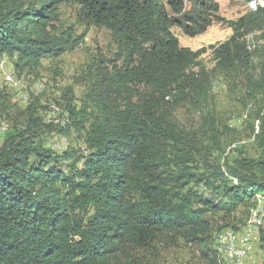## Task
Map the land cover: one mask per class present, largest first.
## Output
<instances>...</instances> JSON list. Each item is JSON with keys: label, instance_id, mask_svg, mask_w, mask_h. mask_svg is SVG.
Masks as SVG:
<instances>
[{"label": "trees", "instance_id": "16d2710c", "mask_svg": "<svg viewBox=\"0 0 264 264\" xmlns=\"http://www.w3.org/2000/svg\"><path fill=\"white\" fill-rule=\"evenodd\" d=\"M64 3L108 29L117 50L88 65L79 108L72 88L62 91L64 132H82L85 151L65 152L59 164L40 136L57 124L44 123L31 99L25 123L0 145V264H133L136 250L179 237L216 264L207 214L264 197V110L254 133L258 155L225 166L214 154L222 151L212 126L190 133L175 112L186 103L203 110L209 73L200 56L209 49L214 68L242 73L250 97L264 93V67L258 80L250 73L247 15L220 18L231 35L193 50L171 27L202 33L217 0H191L188 10L184 0H0V59L37 75L41 59L74 48L56 25Z\"/></svg>", "mask_w": 264, "mask_h": 264}, {"label": "rangeland", "instance_id": "374dc122", "mask_svg": "<svg viewBox=\"0 0 264 264\" xmlns=\"http://www.w3.org/2000/svg\"><path fill=\"white\" fill-rule=\"evenodd\" d=\"M184 2L185 10H188L191 0ZM217 2L218 10L202 33L188 36L177 26L171 27L172 33L177 37L179 45L196 50L202 46L223 42L231 35L232 29L222 23L220 18L236 20L247 15L244 40L251 52L250 73L258 80L264 67V0ZM56 25L59 27V34L64 32L70 35L77 44L57 57L41 59L37 75L27 71L18 74L14 70V58L5 56L4 67L3 61L0 62V145L10 132L25 123V115L21 112L31 99L38 106L37 114L44 123H55L58 129L62 128L61 131L40 130V136L42 145L56 155L59 164L65 165L62 157L65 152L76 154L86 148L82 132L79 133L73 128H69L67 133L64 132L68 123V112L64 109L65 102L61 98L63 88H72V104L79 108L83 101L81 97L87 88L88 65H97V60L101 58L114 59L117 48L108 29L89 25L81 20L78 5L75 3H64L59 7ZM200 58L209 73L206 84L207 100L201 107L202 111L187 103L178 108L175 112L178 125L190 133L196 130L202 132L204 129L208 131L207 127L212 126L220 138L222 151V154H214L218 155L224 166L235 158L256 157L259 150L254 133L260 124L258 113L262 114L264 110V93L258 92L250 97L251 94L246 90L248 84L241 72H225L214 68L215 61L210 49ZM4 72L5 77L13 78V85L6 83ZM207 110H211V114H205ZM52 111H56L58 115ZM201 190L205 196H210L209 190ZM262 201L261 218L260 212L257 215L260 225L249 236L245 255L241 259H229L220 246L219 235L226 230H232L236 235L234 244L237 247L242 246L239 244L244 227L255 216L253 214L256 210H262ZM263 214L264 197L260 195L256 200L240 205L234 212L217 211L207 214L210 221L208 249L210 255L217 252L216 264H264V241L261 239V233H264ZM132 260L133 264H211L195 244L188 243L181 237L175 242L155 241L149 248L136 250Z\"/></svg>", "mask_w": 264, "mask_h": 264}, {"label": "bare ground", "instance_id": "6f19581e", "mask_svg": "<svg viewBox=\"0 0 264 264\" xmlns=\"http://www.w3.org/2000/svg\"><path fill=\"white\" fill-rule=\"evenodd\" d=\"M2 61V59L0 60V62ZM9 80H13V78L11 76L7 77ZM54 121V120H53ZM55 122V121H54ZM63 122V121H62ZM263 218H264V214L262 215ZM256 224V218L255 216H253L251 218V221L244 227V230H243V235H247L248 237L252 234L253 230L255 229L254 226ZM225 235H220V240H219V243H220V246L223 247L222 250L223 252L225 253V255L229 258V259H238L236 258V249L239 248V252L242 253V257L245 255V247L246 245H242L240 247H237L236 244H234L233 242V239L234 237L236 236L235 233L232 231V230H226L225 232ZM242 236H241V239H242ZM238 237V236H237ZM240 239V240H241ZM237 240V239H236ZM239 241V240H238ZM237 241V242H238ZM241 244V243H240ZM239 244V245H240ZM219 246V247H220ZM228 246V247H227Z\"/></svg>", "mask_w": 264, "mask_h": 264}, {"label": "built area", "instance_id": "2783aa9c", "mask_svg": "<svg viewBox=\"0 0 264 264\" xmlns=\"http://www.w3.org/2000/svg\"><path fill=\"white\" fill-rule=\"evenodd\" d=\"M1 59L3 61V67H4L6 65L4 56ZM4 79H5L6 83L13 85V80H7V77H5V72H4ZM52 113H54V114L56 113V115H58L56 111H52ZM56 120H58V118H56ZM262 211H263V201H262V210H256V212H254V214H253L256 216V224H255L254 228H256L257 225H260V219L257 218V215H258V212H260V218H261ZM220 235H225V233H221ZM248 244H249V237L244 234V236H242L240 245H248ZM247 248H248V246H247ZM236 258H238V259L242 258V253L239 252V248L236 249Z\"/></svg>", "mask_w": 264, "mask_h": 264}]
</instances>
